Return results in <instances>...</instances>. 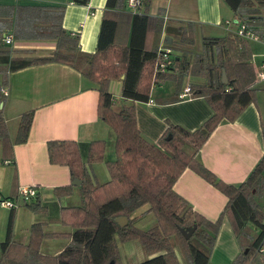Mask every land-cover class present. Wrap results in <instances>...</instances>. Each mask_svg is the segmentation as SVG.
<instances>
[{
    "label": "trees",
    "instance_id": "obj_1",
    "mask_svg": "<svg viewBox=\"0 0 264 264\" xmlns=\"http://www.w3.org/2000/svg\"><path fill=\"white\" fill-rule=\"evenodd\" d=\"M149 1L143 2L145 12L138 13L124 11V0H106L96 49L92 53L82 52L78 35L63 27L64 5H0V87L7 85L11 71L46 62L67 64L94 82L98 91L97 115L114 134V157L106 160L107 143L103 139L46 142L49 162L66 165L71 179L80 180L78 185L53 188L57 198L71 194L74 189L77 191V204L59 208V221L72 230L46 231L43 222L37 221L30 225L26 243L14 241L10 238L11 212L6 237L0 243V264H123L117 240H137L144 252L151 255L136 264H180L175 247L180 248L187 264H211L210 253L224 216L230 220L235 237L239 241L247 240L229 264H264V208L254 199V194L264 192V156L238 184L220 180L197 156L221 121H233L255 100L254 85L258 82L249 40L230 30L220 36H202L201 51L191 52L189 47L195 41L193 23L164 24L162 9L156 15L146 11ZM224 1L233 18L264 34V0ZM1 16L12 18V22L4 23ZM126 27L130 33L128 42ZM5 28L11 30L14 39L53 40L55 48L47 55L14 57L2 44ZM163 32L172 38L170 43L167 40L160 43L171 49L172 63L165 72H158L155 70L160 57L158 38ZM222 69L227 77L225 83ZM188 74L204 80L189 83L188 96L203 97L212 109L211 115L192 131L168 122L157 143L146 140L136 125L132 103L147 101L152 85L158 81L171 80L179 88ZM112 79L121 80V98L130 99V104L114 108L116 101L108 91ZM4 99L0 93V103ZM32 118L33 110L19 116L12 141L0 106L3 158L10 156L12 142L26 141ZM98 161H104L108 171L109 178L103 182L91 172V165ZM186 168L227 197L215 220L202 216L174 191L175 180ZM36 198L38 192L23 205L37 212L43 210ZM143 205L148 206L146 211L156 219L148 228L138 227L132 217ZM120 216L127 218L123 225L116 220ZM248 223L258 229L254 238L245 231ZM194 225L189 237L180 232V228L190 229ZM60 237L69 241L59 252H42L44 239Z\"/></svg>",
    "mask_w": 264,
    "mask_h": 264
},
{
    "label": "crops",
    "instance_id": "obj_2",
    "mask_svg": "<svg viewBox=\"0 0 264 264\" xmlns=\"http://www.w3.org/2000/svg\"><path fill=\"white\" fill-rule=\"evenodd\" d=\"M105 1L87 0L86 3H81L78 0H0V5H64L63 27L71 34L78 35V46L82 52L92 53L96 49ZM159 9L163 10L164 24L192 22L195 36L200 34V38L224 35L232 28L225 21L234 15L224 0H150L146 11L150 15H156ZM123 10L142 13L144 8L141 6L134 11L130 10L125 6L124 0ZM1 19L4 23L12 22L10 17L1 16ZM9 31V28H5L4 32ZM124 33L128 42V27ZM165 35L164 32L160 34L158 44L164 40L168 43ZM249 45L255 68L264 57V43L249 40ZM54 48L53 40L13 38L9 49L12 56L20 57L47 55ZM167 81L172 83L171 88L163 86ZM203 81L201 77L188 74L179 88L171 80L154 83L147 101L132 103L141 135L146 140L157 143L168 122L190 131L198 128L211 115L212 109L201 96L179 98L178 93L186 84ZM6 88L8 93L0 106L8 131L10 123L16 122L9 138L13 141L19 116L23 112L33 110V118L26 141L12 142L10 156L2 157L0 140V198H15L19 187L33 185L38 192L36 201L43 210L33 211L23 204L14 209L0 205V243L6 237L11 212V240L26 243L29 227L37 221L43 222L46 231L70 232L72 229L69 226L59 224V208L77 204L79 196L75 189L71 194L60 198L54 195V187L71 184L72 179L66 165L49 162L46 142L51 139L77 142L103 139L107 143L106 148L108 143L112 146L114 134L97 115L98 91L95 84L67 64L46 62L9 72ZM254 88L255 100L233 121H221L197 153L202 164L226 183L242 182L264 156V82H258ZM108 91L116 101L115 109L132 102L130 99L121 98L120 79L110 80ZM5 160L10 163L5 164ZM92 174L95 176L93 172ZM102 177L104 181L109 178L107 172ZM173 189L195 211L212 221L219 216L227 201V197L220 190L189 168L181 172L173 184ZM71 198L75 200L72 201ZM147 207L143 205L133 213L135 224ZM68 241V238H46L42 242L41 250L55 254ZM241 244L234 235L230 220L224 216L210 253V263L229 264L240 251ZM133 249L140 251L138 244ZM141 249L144 251L142 247ZM175 253L180 264H187L179 247H175ZM128 258L125 257L123 262L129 263Z\"/></svg>",
    "mask_w": 264,
    "mask_h": 264
},
{
    "label": "built area",
    "instance_id": "obj_3",
    "mask_svg": "<svg viewBox=\"0 0 264 264\" xmlns=\"http://www.w3.org/2000/svg\"><path fill=\"white\" fill-rule=\"evenodd\" d=\"M144 0H125V6L130 10H136L143 5ZM229 25L231 30L239 36L251 41H259L264 43V34H259L253 29L248 27V25L241 20L236 18L228 19L225 21ZM2 42L5 44H11L13 42V35L11 31L5 32L2 35ZM160 57L155 64V70L158 72H165L168 69V66L172 63L171 60V49L168 46L160 44ZM255 81L264 82V57H262L259 65L255 67ZM190 86L189 84L184 85L178 93L179 98L189 97ZM0 93L4 96L7 95L8 91L6 86L0 87ZM5 164L10 163L9 160L4 161ZM37 195V187L22 186L18 188L17 196L12 199H0V205L9 209L16 208L19 204L31 201Z\"/></svg>",
    "mask_w": 264,
    "mask_h": 264
},
{
    "label": "rangeland",
    "instance_id": "obj_4",
    "mask_svg": "<svg viewBox=\"0 0 264 264\" xmlns=\"http://www.w3.org/2000/svg\"><path fill=\"white\" fill-rule=\"evenodd\" d=\"M174 40H176V39H174ZM2 44L7 48H10V46H11V44H5L4 42H2ZM189 49H191V52L201 51L200 34H197L195 36L194 44L192 47H189ZM163 86H165L167 88H171L172 83L170 81H167L163 84ZM18 122H19V119H18ZM15 125H16V122H14V121L12 123H10V128H9L10 131L12 128L15 127ZM7 129H8V126H7ZM10 131H8V135H9ZM113 154H114L113 147L110 146V143H108L106 153H105V160L109 159V158L111 159L113 157ZM91 172H93L95 174V176L99 182L104 181V178L102 177L104 175V173H105V175H106V172L108 174V171H107V168L105 166L104 161L94 162L91 165ZM254 199L258 202V204L260 206H262V208H264V192H262L261 195L254 194ZM71 200L74 201L75 199L73 200V198H71ZM155 222H156V219H155L153 213L144 211V213H142L140 218H138L136 220V225L140 228H148V227L154 225ZM59 224L63 225L61 222H59ZM245 231L248 233L250 238H254L258 233L257 227L255 225H253L252 223H248L246 225ZM60 238L63 239L65 237H60ZM246 241L247 240L245 238L240 239L241 243H244ZM57 242H59V241H57ZM59 243H56V244H59ZM135 244L136 245L138 244V246L140 247L139 252L138 251L136 252L135 249H133V246ZM117 245H118V251H119L120 258L122 260V263H124V264H130L131 262L136 264L139 261H141L147 257V256L145 257L146 254L144 251H142L141 245L137 240H130V241H126V242H120L119 240H117ZM125 257H129L128 258L130 260L129 263H126L125 261L123 262Z\"/></svg>",
    "mask_w": 264,
    "mask_h": 264
},
{
    "label": "water",
    "instance_id": "obj_5",
    "mask_svg": "<svg viewBox=\"0 0 264 264\" xmlns=\"http://www.w3.org/2000/svg\"><path fill=\"white\" fill-rule=\"evenodd\" d=\"M165 39H168V43L171 42V38L167 35L164 36ZM227 81V77H226V73L224 71V69H222V82H226ZM169 138V136L167 137V139ZM73 185H78L80 183V180L78 179H73L72 182H71ZM117 222L120 224V225H123L127 222V218L124 217V216H120L118 218H116ZM195 229V225L192 226L190 229H182L180 228V232L184 235V237H189L191 235V233L193 232V230Z\"/></svg>",
    "mask_w": 264,
    "mask_h": 264
}]
</instances>
